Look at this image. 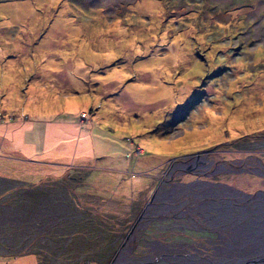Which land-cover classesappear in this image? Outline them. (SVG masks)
I'll list each match as a JSON object with an SVG mask.
<instances>
[{
	"label": "rangeland",
	"instance_id": "rangeland-1",
	"mask_svg": "<svg viewBox=\"0 0 264 264\" xmlns=\"http://www.w3.org/2000/svg\"><path fill=\"white\" fill-rule=\"evenodd\" d=\"M0 177V264H108L133 239L204 256L222 229L152 196L264 199V0H0Z\"/></svg>",
	"mask_w": 264,
	"mask_h": 264
},
{
	"label": "flooded vegetation",
	"instance_id": "flooded-vegetation-1",
	"mask_svg": "<svg viewBox=\"0 0 264 264\" xmlns=\"http://www.w3.org/2000/svg\"><path fill=\"white\" fill-rule=\"evenodd\" d=\"M162 184V182L159 183L152 196L155 207L160 208L161 202L167 199H174L175 202L183 195V199L180 201L182 206L186 204L191 205V209L197 207L203 209L201 212H205L206 215L203 217L209 219L208 224L221 228L222 232L217 234V238L208 240L213 245L203 250L204 256L188 250L183 245L176 247L161 240L153 241L152 244L145 243L146 246L140 247L139 243L133 239L128 241V246L122 245L108 264H259L258 261L263 259L259 254L254 255L246 242H244L246 244L244 246L236 242L234 238L237 233H244L247 236V232L255 227L259 215L255 209L264 211V199L255 200L254 205L251 206L253 201L247 203L249 199H238V197L230 196L218 189H215L214 193L208 191L201 195H192L180 190V186H184L180 183L177 186V184L169 182L166 184L167 187ZM159 210L156 209V212H160ZM253 256L260 259L257 260Z\"/></svg>",
	"mask_w": 264,
	"mask_h": 264
},
{
	"label": "trees",
	"instance_id": "trees-1",
	"mask_svg": "<svg viewBox=\"0 0 264 264\" xmlns=\"http://www.w3.org/2000/svg\"><path fill=\"white\" fill-rule=\"evenodd\" d=\"M165 8H167L168 9V7H165ZM171 13V12H170ZM106 66H108V65H106V64H102V66H101V68L100 69H103L104 67H106ZM88 68H87V66H86V70H87ZM97 70V69H96ZM80 73H78V75H79ZM78 78H79V76H78ZM80 79V78H79ZM111 96H112V94H111ZM65 179H67V177H65ZM62 180H64V177L62 178ZM71 180V179H70ZM61 180H53V182H55L54 184H59L58 186H57V190H59V193H62L63 191L62 190H65L66 188H67V184L64 182V183H61L60 182ZM15 182V180H12V179H4L3 177H0V196L1 195H3L4 194V192L6 193H9L10 194V192L8 191L9 189H11L12 187H15V185L13 184ZM40 187H37V185H34V186H28V187H21V190H22V192H31V191H33L34 190V188H40V189H42V190H44V187H48L49 188V186L50 185H47V184H45L44 185V183L43 182H41V184L39 185ZM20 187V186H19ZM66 192V191H65ZM45 194H46V196H48L49 198H55V195H54V193L52 192V191H50V192H48V191H46V192H44ZM44 194V195H45ZM14 195V198L18 195L19 196V199L20 200H22V194L20 193V192H16V193H14L13 194ZM26 199H29V198H25V201L27 202V200ZM75 200V198L74 197H72L71 198V200ZM5 205L6 204H4V203H2V204H0V207H5ZM9 206H11V211H15L16 209H23V207L25 206V205H19V204H17L15 201H12V205L10 204V205H8V207ZM20 228V227H19ZM56 234H58V233H56ZM37 235V234H36ZM35 235V236H36ZM59 235H61V234H58V236ZM1 236V235H0ZM39 238H41V239H46V240H50L51 238H50V236H46L43 232H40V234L36 237V238H34V237H32L31 239H36V240H38ZM11 240H12V242L11 243H15V242H17V243H20L21 242V239H22V234H21V231H19V233H16V234H14V236H12V238H10ZM2 240H4V238L2 239H0V246H2V243L4 242V241H2ZM40 241V240H39ZM47 242V241H46ZM41 243V244H37V242L34 244V245H31V247H33L31 250H22V248H19V250H18V252H20V253H23V252H29V253H37L38 252V250L39 249H41V248H44L46 245H48L49 244V242H47V243ZM62 244H64V242L62 243ZM10 245V244H9ZM23 248H28V247H24L23 246ZM36 248H38V250H36ZM46 248V247H45ZM62 249V248H61ZM11 250V249H10ZM9 250V251H10ZM8 251V252H9ZM8 252H6V253H8Z\"/></svg>",
	"mask_w": 264,
	"mask_h": 264
},
{
	"label": "bare ground",
	"instance_id": "bare-ground-1",
	"mask_svg": "<svg viewBox=\"0 0 264 264\" xmlns=\"http://www.w3.org/2000/svg\"><path fill=\"white\" fill-rule=\"evenodd\" d=\"M263 205H264V203H263ZM260 213L262 214V216L260 215L259 217H257V222H256V225H255V227H253L252 229H250L249 231H251V232H247L248 234H247V237H246V239H247V241H246V244H249V245H251L252 246V250H255L256 249V247L258 246H261L260 247V250L259 251H257V255L259 254L261 257H263V259L262 260H259L258 261V263L259 264H264V255H262V253H264V211L263 212H261L260 211ZM229 215V214H228ZM232 215V214H231ZM244 217V216H243ZM223 218V217H222ZM233 218H235V217H233ZM225 219V218H224ZM233 222V221H232ZM237 223V222H236ZM254 223H255V221H254ZM230 225V224H229ZM232 225V224H231ZM230 225V226H231ZM243 226V225H242ZM237 228V227H236ZM239 228V227H238ZM245 229V228H244ZM237 230V229H236ZM247 230V229H246ZM238 231V230H237ZM238 235H242V237L243 236H246V234H244V233H240V234H238L237 233V235H236V238H234L235 239V241L236 242H238V243H242V245H243V243H244V240L243 241H240V240H242V237H238ZM262 236V237H261ZM234 237H235V235H234ZM261 237V241L260 242H258L259 241V238ZM228 238V237H227ZM235 243V242H234ZM258 244V245H257ZM235 245H236V243H235ZM255 254V255H256ZM202 262V261H201ZM198 263V262H197ZM203 264V263H202Z\"/></svg>",
	"mask_w": 264,
	"mask_h": 264
},
{
	"label": "crops",
	"instance_id": "crops-1",
	"mask_svg": "<svg viewBox=\"0 0 264 264\" xmlns=\"http://www.w3.org/2000/svg\"><path fill=\"white\" fill-rule=\"evenodd\" d=\"M98 62H99V61H98ZM102 64H106V65H108L109 63H106V62L103 61ZM110 65H111V64H110ZM101 66H102V65H101ZM81 70L86 72V67H85V66H82ZM79 73H82V72L80 71ZM96 73H97V72H96ZM97 79H98V78H97ZM97 79L95 80V82L97 81ZM113 80H115V79H113ZM83 88H84V86H83ZM98 101L100 102V99H99ZM45 152H46V149H45L41 154L39 153V155L44 156V155H45ZM36 154H37V153H36ZM36 154L34 155V157L36 156ZM29 155L32 156L31 154H29ZM84 156H86V155H84ZM52 166H53V167H51V165L49 164V166L47 167L46 172H48L49 170H51V171H52V174H55V173L58 174V173H59V175H60V174H61V169L58 168L59 164H52Z\"/></svg>",
	"mask_w": 264,
	"mask_h": 264
}]
</instances>
